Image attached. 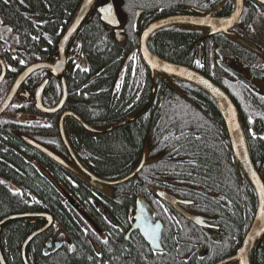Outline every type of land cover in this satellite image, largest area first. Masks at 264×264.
Listing matches in <instances>:
<instances>
[{
  "label": "flooded vegetation",
  "instance_id": "obj_1",
  "mask_svg": "<svg viewBox=\"0 0 264 264\" xmlns=\"http://www.w3.org/2000/svg\"><path fill=\"white\" fill-rule=\"evenodd\" d=\"M31 1L34 3V0ZM107 1L95 0L86 20L65 43L62 53L64 55L65 67L56 76L51 73V67L61 59L59 44L71 25L78 8L69 23H67L66 18L61 23L52 24L53 19L50 18L52 17L50 13L49 15H46L48 12L42 13L35 4H31L35 5L34 7L30 6L26 0H23V3H21V0H0V38L3 41V53L0 54V76L4 71L2 81L0 82V92L4 91L0 104L8 95L16 79L26 68L35 63L50 65V68L35 71L23 81L11 104L0 117L6 115L5 117L12 121L17 119L30 123L36 121L42 124L41 127L44 131L46 130L45 128L48 131L51 128V122L57 119L59 133L62 119L65 135L67 131L68 133L73 132L69 123L72 120H76L80 124L83 134L86 136L91 134L97 141L99 140L97 135L108 130H116L123 126L117 121L112 125V129H108L110 126L93 127L82 120L89 127L100 131L92 132L83 127L73 115H70L76 113L71 109L74 102V91L70 93L68 80L71 74H74V77H76L87 68L79 32L82 26L87 24V21L93 19V16H97L100 20L97 7ZM112 1L121 23L120 28L124 29L125 39L122 42L117 41L115 39L114 28L106 25L101 20L100 22L103 24L105 30L108 31L109 36H112L118 43H125L131 36L133 38L136 37L135 46L132 47L123 61L127 75L131 77L130 86H132V83H135L142 91V87H146L149 80L152 99L157 96L160 100L163 98V95H161L163 86H167V80L173 77L161 75L157 72L152 73L143 60L139 46L143 30L151 23L169 16L202 17L210 14L212 17L222 18L229 16L234 9V0H157L158 2L154 0H139L142 6L134 7L135 16H129L128 12L125 11L129 9L125 7L127 0H122L123 7L121 11L126 15L123 16L118 0ZM246 4L252 10V13L247 14V16L244 15ZM45 6L46 10H49L47 5ZM7 8L13 9L14 13L17 14L15 16H25L32 22L33 30L29 31L30 37L33 41H37L41 37L45 42L41 47L42 54H40L39 50L37 55L32 57V54L38 49H34L29 44L21 43L19 41L20 34L16 29L11 28V30H7L3 28V16L7 15ZM124 21H127L129 25L132 21V32L125 26ZM174 26H178L184 30L198 29L200 31L199 33L201 34L197 41H201L202 46L199 47V55L196 56V62L199 61L202 66H198L195 62L196 67L194 68L168 61L158 55L151 48L150 41L157 32L164 28L156 31L149 37L148 47L151 52L162 60L183 65L196 71L219 86L225 93V89L229 90L240 104L242 103L247 106L249 104H246L245 101H250L252 107L242 109L241 105L234 102L233 98L227 94L238 111L245 138L247 137L248 139L250 137V139L255 140L256 146L260 142L264 143V5L255 0H244L242 14L235 25L228 30L229 33L219 32L209 36L208 29L185 24L171 25L165 28ZM12 37L17 39L16 44L9 43ZM131 44L133 45V43ZM36 45L38 44L36 43ZM20 61H24V63H20ZM78 65L79 67H77ZM62 78L66 85L67 96L61 109L52 114L42 113L35 107V92L38 85L47 79L42 93V103L45 107L52 108L59 103L62 97ZM173 79L186 82L178 78ZM218 83L220 84L218 85ZM3 84L4 86H2ZM49 86L54 87L57 95L54 103L45 100V92ZM244 90H247L246 93ZM78 92L79 90L76 95H80ZM143 112V108L131 111L127 121H133L137 115ZM196 113L203 114L205 116V119H203L209 120L204 110L198 109ZM76 115L79 116L78 114ZM23 137H28L48 149L50 148L46 144L49 143L51 136L44 134L40 137L45 144L37 141L32 136L22 134L20 138L25 144L27 143ZM60 140L62 145H64L61 134ZM70 147L72 149L71 145ZM65 150L66 156H62V154L60 155L56 151L54 152L62 157L72 170L58 165L71 172H75L81 178L87 180L91 186V195L88 197L84 196L83 186L80 187L77 197H74L76 200L75 205L70 203L68 197L62 199L67 212L72 215L78 224L80 233L78 234V238L84 244L89 245L93 256L90 264H93L94 260L95 264H99V258L103 255H108L107 264H240L237 256L239 255L243 240L254 221L257 204L254 212H250L251 206L241 205L243 222L237 228L232 219H230V217L234 218L236 214V207L233 204H228L216 198V193L210 188L202 189L199 193H196L193 191L195 189L191 185L181 182L180 173L173 172L171 175L161 174L162 172L159 171H162L163 167L158 168L157 165L162 160V157L158 153H150V148L147 144L141 152L139 159L136 160L137 163L132 170L116 178L104 177L93 173L83 165L84 163L80 156H77L72 149L80 164L79 166L66 147ZM142 158H144L142 168L130 179L117 184L104 183L125 178L134 171ZM27 160L30 161L29 159ZM41 169L44 174L45 170ZM256 171L264 184V178L261 177L258 170ZM262 172L264 173V171ZM89 174L96 177L93 183ZM161 193L173 197L176 202L170 204L160 196ZM255 198L257 203L256 193ZM211 202H214L216 207ZM138 208L140 209L139 224H137ZM247 209L250 214H248ZM143 211L148 214L149 221L145 220ZM23 214L31 215L24 219H28V222L35 226L29 234L45 227L49 222L48 217H51L48 227L39 233L42 234L47 229L52 228L44 244V251L52 238H56L55 241H61L60 248L66 246L71 248L74 244L70 239L71 237L62 230L61 226L59 228L51 213L31 210L23 212ZM191 217H197L200 220L197 222L191 219ZM136 224L138 227H135ZM157 224L160 225L158 228L160 231L159 247L154 248L147 242L144 234L150 235L154 233L157 229ZM261 238H264V234L259 239ZM105 239L108 241L106 244L102 243ZM258 240L252 250L259 248ZM53 248L54 245H52L51 249ZM252 250L249 253V258H251ZM121 252L123 254L125 252L123 258H121ZM78 257L83 259V254H79ZM250 263L252 264L251 261Z\"/></svg>",
  "mask_w": 264,
  "mask_h": 264
},
{
  "label": "trees",
  "instance_id": "obj_2",
  "mask_svg": "<svg viewBox=\"0 0 264 264\" xmlns=\"http://www.w3.org/2000/svg\"><path fill=\"white\" fill-rule=\"evenodd\" d=\"M26 1L30 6L36 5L42 13L48 12L46 15L50 13L52 24L61 23L66 18L69 23L81 2ZM118 4L121 11L122 0H118ZM45 5L49 10H46ZM141 6L139 0H127L125 7L129 9L125 11L129 16H135L133 8ZM6 13L3 16V28L16 29L21 43L38 49L32 57L39 50L42 54L41 47L45 42L41 37L37 41L30 37L32 22L25 16H15L17 14L11 8H7ZM249 13L252 10L246 4L244 15ZM124 22L132 32V21L130 25ZM86 23L87 26L83 25L79 33L87 68L76 77L71 74V80H68L70 93L74 91L71 109L93 127H107L117 121L123 126L97 135V141L91 134L84 135L76 120L70 121L69 126L73 132L67 131L66 136L83 165L97 175L116 178L132 170L147 144L150 153H158L162 157L157 165L158 168L163 167L159 171L161 174L180 173L181 182L191 185L196 193L210 188L216 193V198L233 204L236 214L230 219L239 228L243 222L241 205L251 206L250 212L255 211V192L234 159L217 105L203 90L173 78H169L168 85L163 86L162 100L157 96L152 99L149 80L142 91L135 83L130 86L131 77L127 75L123 61L135 46L136 37L131 36L125 43H118L109 36L97 16ZM199 32L198 29L184 30L178 26L164 28L152 37L150 45L162 58L195 68L196 56L202 46L201 41H197L201 34ZM16 41L12 37L9 43L16 44ZM2 45L0 38V54L3 53ZM78 90L80 95H76ZM225 90L234 102L240 104L229 90ZM3 92H0V101ZM55 97L54 87H47L45 100L54 103ZM245 103L249 105L241 103L242 109L252 107L250 101ZM141 108L144 109L142 114L137 115L133 121H127L131 111ZM198 109L204 110L209 120H204L203 114L196 113ZM5 116L0 117V221L10 215L31 210L47 211L55 218L59 228L61 226L71 237L73 249L66 246L46 254L44 244L52 228L47 229L35 236L27 246L29 264H90L93 256L89 245L78 238V224L62 203L67 195L75 200L81 186L84 196H90V184L75 172L64 169L25 144L20 138V135L26 134L45 144L40 137L44 134L51 136L46 145L66 156L65 147L60 142L57 119L51 122L48 131L47 128L44 131L39 122H22L20 119L12 121ZM247 144L252 162L264 178V143L260 142L256 146V141L248 137ZM40 167L45 170L44 174ZM211 203L215 206L214 202ZM247 212L250 214L248 209ZM34 228L24 218L9 220L1 226L0 247L7 264H23L21 246ZM258 246L252 250V264H264V238L258 240ZM79 254H83V259L78 257ZM124 254L121 252V258ZM107 260L108 255H103L99 258V264H107Z\"/></svg>",
  "mask_w": 264,
  "mask_h": 264
},
{
  "label": "water",
  "instance_id": "obj_3",
  "mask_svg": "<svg viewBox=\"0 0 264 264\" xmlns=\"http://www.w3.org/2000/svg\"><path fill=\"white\" fill-rule=\"evenodd\" d=\"M261 4L264 5V0H255ZM95 0H82L80 3V6L78 8V11L76 12V15L74 16V19L67 29L66 33L62 37L59 47H60V54H61V59L58 61L53 67H51V73L54 75H58V73L62 72L65 64H64V55L63 53V47L65 43L69 40L70 37H72L76 31L79 29V27L82 25V23L86 20L88 13L92 9V6L94 4ZM243 3L244 0H234V9L231 12V14L227 17H222V18H215L210 16L208 14L207 16H169L165 17L162 19H159L153 23H151L148 27H146L140 37V53L142 55L143 60L149 67L152 73H159L161 75L173 77V78H178L181 80H184L199 89L203 90L205 93H207L210 98L214 101V103L217 105L219 111L221 112V115L224 119L227 132H228V137L229 141L232 147V151L234 154V157L236 161L238 162L240 168L242 169L243 173L251 183L252 187L255 190L256 197H257V210H256V215L254 218V221L246 234L242 246L239 250V255L237 256L240 260V264H251L249 260V253L254 247L256 241L264 234V184L257 173L248 150L245 134L241 125L240 117L238 114V111L231 100V98L223 91L219 86L214 84L212 81L209 79L205 78L201 74L197 73L196 71L183 66V65H178L174 63L167 62L165 60L160 59L157 57L155 54L151 52V50L148 47V39L149 37L155 33L156 31L171 26V25H178V24H185L193 27H201V28H206L209 30V36L219 33V32H224V33H229L228 30L231 29L235 23L239 20V17L242 14L243 11ZM100 7H105V8H110V13H100L99 8ZM97 11L100 16V20L105 23L106 25L114 28L115 30V39L119 42H122L125 39L124 35V29L120 28V20L115 8V5L112 0H108L106 3L100 5L97 7ZM105 16L107 18L105 19ZM202 20H207L211 21V23H197V21H202ZM231 20V23H228V21ZM44 68H50V65H47L45 63H35L28 68H26L23 73L16 79L14 84L12 85L8 95L6 98L3 100V102L0 104V115L8 108V106L11 104L16 92L18 91L20 85L23 83V81L32 73L35 71L42 70ZM171 68L173 71H169L168 69ZM3 73L2 72L0 76V82L2 81L3 78ZM236 74V73H234ZM237 75V74H236ZM241 77V76H240ZM242 78V77H241ZM244 80V79H243ZM203 81H206L207 84L203 83ZM47 83V79H45L43 82H41L35 92V107L41 111L42 113L45 114H52L61 109L66 96H67V89L66 85L64 83L63 78L61 79L62 83V97L59 101V103L52 107L48 108L45 107L42 103V93L44 90V87ZM248 83V82H247ZM73 115L86 129L92 131V132H100L99 130H95L91 127H89L87 124H85L82 119L77 116L76 114H70ZM60 134L62 141L69 151V154L72 156V158L77 162V164L80 166L77 158L75 157L69 142L66 138V135L64 133L63 125H62V119L60 122ZM26 143L49 157L52 161L55 163L64 166L65 168L72 170V168L69 166V164L58 154L53 152L52 150L48 149L44 145L37 143L36 141L28 138V137H23ZM144 164V158L140 161V163L137 165V167L134 169L133 172H131L128 176L125 178L118 180V181H106L104 183L107 184H117L123 181H126L133 177L137 172L140 171ZM92 178L91 182L93 183V180L96 179L95 176L92 174H89ZM100 183V182H99ZM160 196L169 202L170 204H174L176 200L165 194ZM72 205H75V202L73 200H69ZM144 209V208H143ZM146 211V210H145ZM137 224L140 223V209L138 208L137 210ZM150 214V213H149ZM143 215L145 216V220L149 221L148 214L143 211ZM31 215L29 214H13L8 217H5L0 221V230L1 226L6 223L9 220L17 219V218H26ZM48 216V215H47ZM49 218V219H48ZM47 219L49 220L48 224L43 227L42 229H39L30 235H28L25 239V241L22 244L21 248V257L22 261L24 264H29L26 258V248L28 244L31 242V240L40 232H42L46 227H48L49 223L51 222V217H48ZM194 221H199L200 218H192ZM201 222V221H200ZM137 224L135 227H138ZM152 234H144L145 238L147 239V242H149L152 247H159V238H160V231L159 229H156L154 231L155 234V239L152 238ZM56 238H52L46 248H45V253L49 252H54L56 251L60 245L61 241H55ZM52 245H54V248L51 249ZM158 246V247H157ZM241 249H244L243 252H241ZM0 264H7L5 261V258L3 256L1 247H0Z\"/></svg>",
  "mask_w": 264,
  "mask_h": 264
},
{
  "label": "snow or ice",
  "instance_id": "obj_4",
  "mask_svg": "<svg viewBox=\"0 0 264 264\" xmlns=\"http://www.w3.org/2000/svg\"><path fill=\"white\" fill-rule=\"evenodd\" d=\"M21 3H23V0H21ZM99 12H100V13H110V8L100 7V8H99ZM106 18H107V16H105V19H106ZM197 23H211V21L202 20V21H197ZM228 23H231V20H229ZM20 63H24V61H20ZM196 63H197L198 66H202V65H200V62H199V61H197ZM77 67H79V65H78ZM168 70H169V71H173V69H171V68H169ZM203 83L207 84L206 81H203ZM118 87H119V85H118ZM253 135H255V134L253 133ZM161 195H163V193H161ZM186 203H190V202H186ZM165 211H166V210H165ZM159 227H160V225L157 224V225H156V228L158 229ZM86 231H87V230H86ZM152 238L155 239V234H154V233L152 234ZM107 242H108V241H107L106 239L102 241V243H105V244H106ZM243 251H244V249H241V252H243Z\"/></svg>",
  "mask_w": 264,
  "mask_h": 264
},
{
  "label": "bare ground",
  "instance_id": "obj_5",
  "mask_svg": "<svg viewBox=\"0 0 264 264\" xmlns=\"http://www.w3.org/2000/svg\"><path fill=\"white\" fill-rule=\"evenodd\" d=\"M113 127H112V125L108 128V129H112ZM107 130V129H106ZM109 131V130H108Z\"/></svg>",
  "mask_w": 264,
  "mask_h": 264
}]
</instances>
